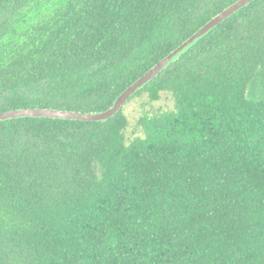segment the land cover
Instances as JSON below:
<instances>
[{"label": "trees", "instance_id": "16d2710c", "mask_svg": "<svg viewBox=\"0 0 264 264\" xmlns=\"http://www.w3.org/2000/svg\"><path fill=\"white\" fill-rule=\"evenodd\" d=\"M234 1L0 0V111H103ZM162 93L129 141L123 107L0 121V264H264V0L128 101Z\"/></svg>", "mask_w": 264, "mask_h": 264}, {"label": "water", "instance_id": "95a60500", "mask_svg": "<svg viewBox=\"0 0 264 264\" xmlns=\"http://www.w3.org/2000/svg\"><path fill=\"white\" fill-rule=\"evenodd\" d=\"M254 0H235L224 9L212 16L195 32L183 40L179 45L157 61L153 66L148 68L142 75L136 78L131 84L123 89L115 98L112 105L103 111L83 112L66 109L47 108V107H22L0 111V121L18 117H49L62 118L81 121H102L114 116L128 101V99L138 90L143 88L162 70L173 63L184 52H186L193 44L205 36L210 30L218 26L221 22L230 17L241 7L247 5Z\"/></svg>", "mask_w": 264, "mask_h": 264}, {"label": "rangeland", "instance_id": "374dc122", "mask_svg": "<svg viewBox=\"0 0 264 264\" xmlns=\"http://www.w3.org/2000/svg\"><path fill=\"white\" fill-rule=\"evenodd\" d=\"M53 8L51 7V10ZM51 13L48 11H45V14L43 16H48ZM41 16L40 18H42ZM38 17H35L34 19H37ZM37 20H34L33 22L36 23ZM11 22H3L0 25V35H4V32L9 31V24ZM3 38H5L3 36ZM5 39H3L4 42ZM6 41V40H5ZM8 47V46H4ZM258 81L257 76L251 81V83L248 85L246 90V95L248 98L251 99H259L261 97V91L258 93V83H255ZM255 83V84H254ZM173 108V100L172 96L168 93H162L160 95V99L155 102L148 101L145 94L138 95L128 102H126L123 106V111L127 117V127L125 129V137L126 140L129 141L134 136L140 135L141 130L137 125L138 119L142 117L144 114H152L156 110L160 109H172Z\"/></svg>", "mask_w": 264, "mask_h": 264}]
</instances>
